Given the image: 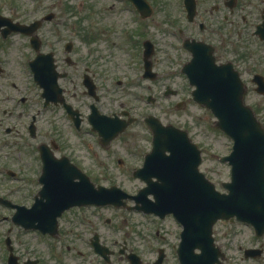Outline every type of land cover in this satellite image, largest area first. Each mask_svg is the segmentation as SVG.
I'll use <instances>...</instances> for the list:
<instances>
[{
  "label": "flooded vegetation",
  "instance_id": "flooded-vegetation-1",
  "mask_svg": "<svg viewBox=\"0 0 264 264\" xmlns=\"http://www.w3.org/2000/svg\"><path fill=\"white\" fill-rule=\"evenodd\" d=\"M116 1L120 8L114 16L100 9L103 5L100 1L88 0L87 10L77 12L80 19H85V27L81 20L76 21L84 33L82 38L89 43L90 53L85 58L72 57L76 45L72 38H64L66 34L72 36V4L57 11L54 6L44 10L42 0H31L32 4L23 11H17L12 0L7 2L9 5L0 6V15L12 22L23 25L37 22L30 34L10 30L8 25L0 26V195L4 198L11 199L13 193L29 195L31 200L14 203L30 207L41 192L55 193L72 185L76 169L95 185L107 186L105 179L94 181L92 174L98 172L107 178L113 168L111 163L121 167L123 175L126 172L132 175L142 167L152 148V129L145 122L147 115L140 117L136 113L133 93L132 104L127 106L121 93L116 94V87L110 86L109 60L93 53L98 47L121 44L143 53L147 48L154 51L158 44H164L182 51L181 57L175 58L178 63L182 61L181 69L191 60L192 48H196L202 60L208 56L216 66L224 68L227 76L237 75L244 103L264 127V0ZM158 19L166 28L162 34L167 39L162 42L155 36ZM18 36L22 42H15ZM13 44L19 48L16 55L10 51L15 47ZM46 53H51L57 73V87L54 84L53 88L57 94L49 101L44 86L35 82L30 68V60ZM13 61L24 67L23 78L11 75L8 67ZM54 72L50 70V75ZM182 74L188 80V75ZM115 82L124 83L120 78ZM169 90L174 95L178 93L177 89ZM121 92L126 93L124 89ZM181 102L184 105L185 101ZM61 114L71 132L73 127L94 137L92 143L86 144L87 148L95 146L89 155L72 153V138L61 134ZM104 117L125 124L109 141L99 135L98 126ZM78 137L82 139V135ZM128 162L135 164L126 170ZM135 179L141 182L140 186L132 191L124 189L136 196L146 186L142 178ZM8 180L21 183L12 186ZM146 198L154 199L151 193ZM0 207L9 210V214L0 215V220L9 222L0 239V264H183L179 242L184 224L178 219L179 214L155 209L146 212V206L136 201V197L120 206H72L57 218L53 233L14 225L10 220L13 207L4 204ZM135 214L147 221L144 231L135 229ZM220 223L240 222L227 219L212 225L213 257L209 264H264V244L260 240L264 234L235 243L230 236L219 238ZM15 228L24 234L31 233L40 243L43 239L46 249H35L19 236H12ZM191 231L199 233L200 229ZM231 248L234 250L230 251ZM232 252H236L235 257Z\"/></svg>",
  "mask_w": 264,
  "mask_h": 264
},
{
  "label": "water",
  "instance_id": "water-1",
  "mask_svg": "<svg viewBox=\"0 0 264 264\" xmlns=\"http://www.w3.org/2000/svg\"><path fill=\"white\" fill-rule=\"evenodd\" d=\"M1 24L9 25L12 30L28 31L23 25L10 23L2 16ZM31 26L35 27V23ZM151 52L150 48L144 50L143 75L154 78L155 73L151 71L147 59ZM209 59L202 60L199 50L195 48L194 57L184 71L190 83L196 87L192 92L193 98L211 109L217 118L215 126L233 140L230 153L221 157L230 165V181L222 183L227 192L216 190L214 184L198 171L200 151L185 131L163 125L158 118L148 116L145 120L153 132V146L145 156L143 167L134 173L146 181V190L129 196L115 185L94 187L77 170L72 174V185H67L64 190L41 192V198L36 199L29 208L15 205L13 221L25 228L52 232L56 228V217L72 205H120L124 203L122 199L136 197L137 201L144 203L147 211L155 209L160 213L179 214L177 217L185 227L180 243L184 264H209L213 257L211 226L219 218L236 217L251 223L256 233L261 234L264 231V129L243 103V90L237 75L227 76L224 68L213 65ZM30 66L35 81L44 86L45 97L52 99L57 94L53 90L57 74L51 54L37 55L30 61ZM50 70L54 72L51 75ZM124 127L117 119L104 117L98 129L104 139L109 140ZM76 177L79 181H73ZM148 192L153 193L154 202L143 199ZM0 202L8 203L2 198ZM198 228L199 233L191 231ZM195 247L201 252L194 253Z\"/></svg>",
  "mask_w": 264,
  "mask_h": 264
},
{
  "label": "rangeland",
  "instance_id": "rangeland-1",
  "mask_svg": "<svg viewBox=\"0 0 264 264\" xmlns=\"http://www.w3.org/2000/svg\"><path fill=\"white\" fill-rule=\"evenodd\" d=\"M9 1L10 0H0V2H2L0 3V6H3L4 4L9 5V3H7ZM12 1L13 5L17 6V11H23L25 7L32 4L31 0ZM86 1L88 0H42L41 2L44 10L51 9V7L54 6V11L64 10L65 5L72 4V36L66 34L64 35V38H72L73 44L76 45L75 54L72 55V57L76 58H85L86 56H89L90 53H88L89 43L82 38L84 33L81 32V28L76 24V21L81 20L82 25L85 27V19H80L77 12H79V10H81L80 12L87 10ZM91 1H100L103 3L100 9L107 13L110 12L111 14H109V16L117 15L116 9L120 8V5L116 0L115 7L113 6V0H90V2ZM101 3H98V5ZM74 21L75 28L73 26ZM157 21L158 24L155 36L157 40L162 42L165 38L167 39V37L162 34V31L165 33L164 30L166 28L160 22V19ZM16 41L22 42L23 40L18 36L15 37V42ZM13 46L15 47H11L10 51L13 55H16L19 48L15 44H13ZM93 53L99 58H106L109 60L107 68L113 72H111L112 74H108L112 75L110 86L116 87V94L121 93L120 95L123 97L122 100L127 103V106L128 103L132 102L131 93L136 96L135 111L140 117L150 113L161 119L163 122H170L188 131L190 139L196 143L197 147L201 150L202 160L200 169L215 184L218 190H224L221 186V182L229 180V166L226 162H221L219 156L230 152L232 141L227 135L214 126L216 119L210 110L194 102L192 99H189L188 91L190 87L183 74L180 72L182 61H179V63L175 61L176 57H181L182 51L172 50L167 48L164 44H158L150 57L152 70L156 72V77L154 79L144 78L142 76V50H131L128 46L117 44L115 47L112 45L108 47H98ZM8 68L13 76H18L20 78L25 76L24 67L18 65L16 61L10 63ZM117 78L122 79L124 83L122 85H116L115 80ZM167 86L172 89H177L178 93L175 95L165 94ZM122 89H124L126 93H122ZM148 96H152L153 101H149L147 99ZM181 101H185L184 105L183 103L179 104ZM59 121L61 122L60 130L62 136L64 138H72L73 154L83 157V155L87 156L95 149L94 145L90 148L86 147L87 142L92 143L94 141V137L91 134L84 133L83 131H75L73 127L71 132V128L63 118V114L60 115ZM78 135H82V139H79ZM119 142L120 141L117 140L115 144L118 145L120 144ZM134 164L135 163L131 162L125 163V166L128 168L126 170H129ZM110 165L113 168L108 171L107 178H102L98 175V172H94L92 174L94 177L93 180L99 181L105 179L104 182L108 185H119L120 187L131 191L141 185V182L133 178L129 173L126 172L123 175L121 173V167H118L113 163ZM0 178H2V176H0ZM8 183L9 185L16 186L21 183V180H13ZM10 198L15 202L31 200L29 195H23L20 193L11 194ZM3 213L9 214V210L0 207V215ZM133 217L135 218V229L138 231H144L147 221L140 215L135 214ZM0 221L1 239L2 234H5V230L9 227V222L7 220ZM220 224L221 226H217L219 238L222 236L223 239H226L227 236H230L235 243H240L243 239H248L250 237L253 238L254 233L249 226L242 224H234L232 226L226 224L223 225L222 223ZM11 235L19 236L17 238L22 242L28 244L31 243L34 245L35 249H46V244H44L43 239L40 243V239L33 236L31 233L24 234L23 231L16 230L15 228ZM260 240L264 244V238H261ZM18 249L22 250L21 248ZM233 250L234 249L232 248L230 249V251ZM231 256L235 257L236 252H232ZM235 260L238 261L239 259Z\"/></svg>",
  "mask_w": 264,
  "mask_h": 264
}]
</instances>
